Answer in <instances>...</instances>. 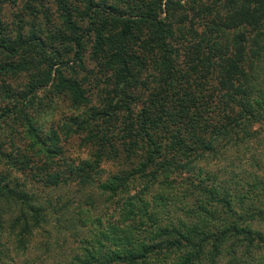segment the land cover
<instances>
[{
  "label": "trees",
  "instance_id": "trees-1",
  "mask_svg": "<svg viewBox=\"0 0 264 264\" xmlns=\"http://www.w3.org/2000/svg\"><path fill=\"white\" fill-rule=\"evenodd\" d=\"M53 1L62 31L49 38L72 44V66H62L69 76L50 58L33 63L37 39L11 38L0 24V77L29 76L17 91L0 84V119L36 141L26 109L48 85L71 109L85 108L68 128L89 159L53 163L62 151L50 132L35 153L49 156L30 169L34 180L81 191L102 174L101 162L124 168L84 195V207H73L72 194L40 202L0 173V233L24 250L52 217L56 233L77 238L63 264H264V165L252 146L264 134V0ZM98 75L101 105L91 107ZM245 154L252 169L242 165ZM28 163L11 166L23 172ZM99 203L113 221L90 213ZM6 250L0 243V257Z\"/></svg>",
  "mask_w": 264,
  "mask_h": 264
},
{
  "label": "rangeland",
  "instance_id": "rangeland-1",
  "mask_svg": "<svg viewBox=\"0 0 264 264\" xmlns=\"http://www.w3.org/2000/svg\"><path fill=\"white\" fill-rule=\"evenodd\" d=\"M184 1L180 0V3ZM56 4L53 0H0V24L3 27L4 33L11 38L16 32H20L23 38H26L25 40L29 39L30 35L33 36L32 38L37 39V42L40 44L35 46V50L31 53L33 63L42 60V58L47 60L50 58L54 63H62L56 64L53 68L58 67L63 71L65 76H69V69L62 66L64 63H67V66H72L70 61L72 60V50L69 49L72 44L60 41V39L51 40L49 38L50 35L59 34L62 31ZM184 25L186 26V23ZM67 51L69 52L67 53ZM88 56V50L84 51V65L87 69L95 71L93 67L95 64L89 61ZM5 59L1 51L0 61L2 62ZM73 67L77 70L75 65ZM34 74L35 72L30 75ZM82 75L83 73L79 72L77 74L78 79ZM103 76L98 75L96 77V81H98L97 88H94L90 92L89 106L91 107H100L101 105L97 95L99 94L98 89L103 86V83H101L104 80ZM28 79V73L17 75L14 78L0 77V84L3 82L13 91H17L23 88ZM88 80L87 86L90 85L91 87L93 84L92 76H89ZM47 91L48 85L38 89L35 93L34 106L26 109L27 114L30 117L32 116L30 123L35 128L38 136L36 141L31 140L26 135V129L14 123L12 118L5 117L0 119V173H9V177L12 178L11 183L17 180L21 184V189L35 196L40 202L48 199L53 204L58 197L64 200L72 194L74 197L72 200L73 207H78L79 203H82L84 207V195L93 194V190L99 181H102L110 173H114L119 167L122 170L124 165L115 161L101 162L99 168L102 169V174L99 177L92 176L90 178L91 182H86V186L81 191H78L79 186L73 185L72 183L68 186L59 185L54 187L44 186L41 182L35 181L32 177L35 172L30 171V169L32 166H40L43 161H48L47 157L49 155L47 153L39 154L38 156H35V153L42 149L44 151L48 147L47 137L50 132H54L57 138H59L57 147L59 146L62 151L59 157L58 154L52 156L54 159L53 163H57L61 168H64V164L73 163V166L78 165L80 161L89 159L87 149L80 145L81 135L73 134L68 128L69 125L72 126L68 119L84 112L85 108L73 110L66 101H62L60 98L58 99L54 95L48 94ZM5 104L6 101L2 102L0 100V107H3ZM260 126L263 127L264 123ZM262 127L260 128L261 130ZM259 138L261 139L254 144L252 143V146L256 148L254 160H257L256 162L263 166L264 134L261 133ZM37 141L43 142L44 145H38ZM21 158L29 159V163L23 172H17L15 171V166L12 168L11 164L13 161ZM249 158L250 156L248 154H245L242 158V165L246 169H252V167H249L251 161V158ZM227 161L226 159L224 160L225 163ZM98 200L96 199V203L101 201L100 199ZM100 204L98 205L100 207L96 208L98 209L97 211L90 208V213L93 215L98 214L104 221H113L114 217L110 216L111 209L108 203ZM54 228V220L50 217L48 225L33 233L30 243L24 250H14L15 246L12 241L8 240L3 233H0V243H5V248L7 249L5 256L0 257V264H63L67 259V255L76 249L77 238L71 236L72 231L56 233ZM259 255L264 259V252L259 253ZM225 262L224 259H221L218 264H226Z\"/></svg>",
  "mask_w": 264,
  "mask_h": 264
}]
</instances>
